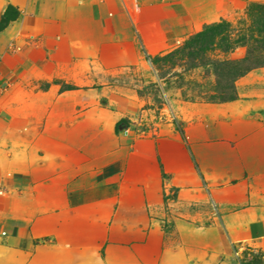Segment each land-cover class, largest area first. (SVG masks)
I'll list each match as a JSON object with an SVG mask.
<instances>
[{"label": "rangeland", "instance_id": "obj_1", "mask_svg": "<svg viewBox=\"0 0 264 264\" xmlns=\"http://www.w3.org/2000/svg\"><path fill=\"white\" fill-rule=\"evenodd\" d=\"M252 1L264 3L131 0L133 19L119 0H51L24 12L23 31L0 49L8 74L0 87V264H39L45 251L71 257L68 264L96 253L102 264H264L261 239L223 225L246 206H264V67L236 81V100L215 102L208 100L217 84L212 67L153 60L183 49L208 25L237 24ZM10 6H0V32L21 15ZM151 21L158 36L147 49L141 34ZM30 131L32 145L22 137ZM59 136L76 145L70 164L79 187L93 183L81 199L90 211L52 230L31 214L23 228L35 234L32 246H18L13 228L38 203L22 182L69 176ZM21 150L32 151L31 172L17 173L9 161ZM111 173L126 194L114 203L126 211L115 224L99 201L117 191L104 190ZM13 179L17 193L6 183ZM213 192L220 210L210 200L192 205ZM132 215L141 228L118 225Z\"/></svg>", "mask_w": 264, "mask_h": 264}, {"label": "crops", "instance_id": "obj_2", "mask_svg": "<svg viewBox=\"0 0 264 264\" xmlns=\"http://www.w3.org/2000/svg\"><path fill=\"white\" fill-rule=\"evenodd\" d=\"M4 3L2 4V2ZM51 0H0V6L5 7L8 5L16 7L21 12V15L19 18L12 22L11 25H9L5 31L0 32V49L1 47L13 40V37L15 34H18L23 31L24 24L26 23V20L29 19L28 16L25 15V11L31 8H42L43 6H48L45 4L51 3ZM121 3H123V6L125 8V11L130 15V17L133 19V15L131 13L130 7H131V0H119ZM54 14V13H53ZM46 20V19H45ZM44 20V21H45ZM152 26L149 29L150 31L143 32L141 34L145 46L148 49L147 40H149L152 37H157V33H152L153 31V21L150 23ZM154 39V38H153ZM167 45V46H166ZM170 45L165 44L162 47V52H165V47H168ZM165 50V51H164ZM8 69V68H7ZM10 71V70H9ZM8 70L6 71V73ZM4 75V76H3ZM8 75V74H7ZM4 74V72L0 71V87L2 86V82L7 78ZM37 133V131H36ZM18 133H14L13 137H15ZM25 137L26 143H29V145H32L34 143V140L32 139L35 137L34 133L32 131L28 132V134L22 136ZM59 139V155L61 157H64L66 160L65 162L68 163L67 167H65V171L67 172L68 177L62 178L60 176H55L54 178H46L43 181L41 180V177L38 178H30V180L27 183L22 182V185L24 184L27 186L26 189H23L22 193L25 194L28 200L30 201H37L38 203L33 206L30 211L28 217H21L23 223L21 224L22 227L19 229L17 227L13 228L14 233L15 231L18 232V235H13L10 237L11 241L13 243H18V246H21V243L26 241V247L30 248L33 243V237H35V234L33 232H29V235H27V232L24 230V226L30 225V221L28 218L31 217V214H34L38 217V222L40 225H48L49 228H65L66 226H69L72 223L73 219H76L78 215H80V212H88L87 203L82 202V197H84L83 194L88 193V188L93 189V183L92 182H86L85 181V187L82 189L81 186L84 184V182H80L79 179L76 177H73L71 175L72 168L70 163H74L75 160L73 159V153L76 151V145L72 142V140H69L68 143L62 144V136ZM31 138V139H28ZM55 140H58V138L55 136ZM57 138V139H56ZM64 142V141H63ZM66 142V140H65ZM28 145V146H29ZM30 149V146H29ZM21 150V153L19 154H13L11 157L9 156V161H13L14 166L18 167L17 173H25V172H31L32 169H35V165L30 164L31 158L33 155L31 154L32 151H23ZM17 152V151H15ZM14 159H17L15 162ZM16 169H13L16 172ZM34 171V170H33ZM61 173V171H60ZM60 173L56 172L57 175H60ZM19 174V175H20ZM114 174L107 176V178L104 180L103 185L105 186L104 190L109 191L112 190L114 187H117V191L115 193H108L106 197L104 196L103 199L99 201H106L111 211H101L102 215L105 216L106 222L109 224V222L115 224L118 222L117 216L122 215L125 213V210H119V209H113V207H116L114 203H117L119 199L124 197L125 195L123 192H121V182L114 183ZM20 179V178H19ZM78 182V183H77ZM7 185L12 184L11 190L15 191L16 193L18 190L14 187L15 180L12 181L7 180ZM81 184V185H80ZM75 185L77 187H75ZM10 186V185H9ZM107 193V192H106ZM19 194V193H18ZM93 194V193H92ZM87 194H85L86 196ZM148 199V198H147ZM212 201L215 206L217 205L219 210L222 207V199L216 195V193H210L209 198H203L201 200H197L193 202L192 205H199L206 201ZM35 201V202H36ZM105 203V202H104ZM105 204V205H108ZM101 205V204H98ZM96 205L95 207H97ZM93 204L91 206V209L94 208ZM146 206H144L145 209ZM142 207L137 205L134 208V211L141 209ZM151 208V207H150ZM116 210V211H115ZM96 211H99L98 207L96 208ZM100 213V212H99ZM100 213V214H101ZM135 213V212H134ZM127 216V215H126ZM124 217L123 222L121 221L118 225H123L124 228L128 227H135V228H141L140 224L141 222H138L137 218L134 215L129 217ZM222 217V216H221ZM224 229L229 232H238L241 233V236L243 239H251L253 237L259 238L264 242V206H246L245 208H242L241 211L233 213L229 216H226L223 220ZM28 231V230H27ZM53 235L56 236V234L53 233ZM52 237V232H51ZM50 249V248H49ZM55 249V248H54ZM60 250V249H59ZM67 250L64 248V251ZM45 251V250H44ZM58 254V253H57ZM56 255V254H55ZM75 259V258H72ZM71 257H67L64 255H57V257H53L48 251H45L42 255L40 260L38 261L39 264H56V263H70ZM104 263L105 261L102 260ZM101 258L99 257V253H96V255H88L82 262V264H102Z\"/></svg>", "mask_w": 264, "mask_h": 264}, {"label": "trees", "instance_id": "obj_3", "mask_svg": "<svg viewBox=\"0 0 264 264\" xmlns=\"http://www.w3.org/2000/svg\"><path fill=\"white\" fill-rule=\"evenodd\" d=\"M9 9L13 8L10 6L6 11ZM245 14L237 24L221 20L208 25L194 35L183 49L153 60L156 63L172 64L181 57L194 67H212L217 76V84L214 97L208 100L234 101L238 97L236 81L264 67V3L249 2ZM238 50H244V55L232 57ZM214 52L221 57L208 58Z\"/></svg>", "mask_w": 264, "mask_h": 264}]
</instances>
